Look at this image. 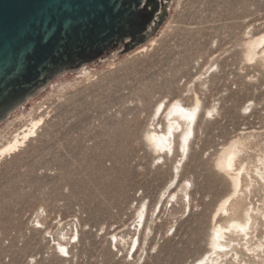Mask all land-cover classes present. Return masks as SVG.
<instances>
[{
	"label": "rangeland",
	"instance_id": "374dc122",
	"mask_svg": "<svg viewBox=\"0 0 264 264\" xmlns=\"http://www.w3.org/2000/svg\"><path fill=\"white\" fill-rule=\"evenodd\" d=\"M163 25L149 50L88 64L92 77L81 83L58 80L80 69L63 73L38 95L44 124L0 163V264H193L209 252L213 216L231 191L215 160L239 138L247 145L243 185L253 182L248 201L264 208L253 172L264 155V69L245 56L246 43L264 34V0H171ZM195 98V133L168 191L186 184L190 210L167 203V193L159 211L180 157L156 161L145 135L163 127L152 122L160 103L192 106ZM142 203L148 212L136 232ZM71 230L78 238L67 256L56 241ZM112 235L124 243L115 247ZM133 237L140 249L127 255Z\"/></svg>",
	"mask_w": 264,
	"mask_h": 264
},
{
	"label": "water",
	"instance_id": "95a60500",
	"mask_svg": "<svg viewBox=\"0 0 264 264\" xmlns=\"http://www.w3.org/2000/svg\"><path fill=\"white\" fill-rule=\"evenodd\" d=\"M171 0H0V124L51 81L155 36Z\"/></svg>",
	"mask_w": 264,
	"mask_h": 264
},
{
	"label": "bare ground",
	"instance_id": "6f19581e",
	"mask_svg": "<svg viewBox=\"0 0 264 264\" xmlns=\"http://www.w3.org/2000/svg\"><path fill=\"white\" fill-rule=\"evenodd\" d=\"M166 24L167 22L159 30L157 36L163 32ZM157 36L152 39L150 38L148 42L137 47L134 51L126 54V56H129L132 53L139 54L145 52L148 47L154 45ZM245 56L249 62L259 60L264 69V34L255 37L246 43ZM79 69L80 70L76 72L78 75L77 77H69L70 79L68 80L58 78V80L61 82H69L71 79L75 80L77 78H82L79 81V83H81L91 79L92 73L86 70L87 66H83ZM54 81H51L46 85V88L44 87L41 89L36 94L37 96L35 95L36 97L33 96L34 98H29L24 104L9 115L6 119L7 121L5 120L6 122L3 121L4 123L0 124V163L4 157L17 152L27 141L35 137L38 129L44 124L48 112L43 113V108L47 104L44 105V101L38 103L39 100L37 97L45 91L49 92V90L52 89L51 84ZM75 85L76 84L68 86V89H74ZM56 95L57 94H53L52 96ZM49 98L51 97L48 96L46 100ZM28 106L30 107L23 111V109ZM26 111L29 112L28 115ZM200 112L201 105L197 98H195L194 105L192 106H185L178 100L171 102L168 106L164 103H160L153 112L152 122L154 123L156 118H159V120H162L163 122V127L159 126V122H157L156 125L152 124L153 128L146 133L145 140L153 149V152L157 154L156 161L163 162L164 157H168L169 155H172L173 157L176 155V152L180 157L177 165L173 168V180H171V184L169 183L170 187H167L168 189L164 195L159 198V201H157L158 203L155 205V208H158L159 211L162 200L165 198L168 191L171 188H174V184L180 174L179 172L182 166V161L187 156L190 149V139L191 136H194L196 121ZM35 113H37L38 116L35 117ZM208 113L210 114L211 110L208 111ZM158 126L159 130L157 129ZM245 147H247V145H245V138L244 140L243 138H239L233 143H229L228 146H225L215 160V168L226 177L231 191L229 195L219 203L216 214L213 216V224L208 239L209 252L196 260L193 264H264V233L260 232L262 230L264 231V208L259 209L258 207H255L252 202L248 201L250 187L253 182H246L245 185H243L245 178L249 177L246 165L241 164L239 161ZM253 172L257 178L256 180H259L264 187V155H258ZM185 185H182L177 189L175 188L176 191L169 192L167 195V203L173 202L177 205L180 201L186 211L190 210L191 201L190 193ZM154 211L155 210H153V212ZM147 212V205L142 203L138 211V222L137 226H135L136 232L138 231V227H141V230L144 229ZM218 214L223 218L222 222L215 221V217ZM147 230L149 232L148 228ZM139 234L140 231L138 236ZM67 236V234H64L61 237H58L56 247L63 254L68 256L70 254L69 245L78 238V232L74 234L73 230H71L69 238H67ZM112 238L114 239L115 247H117V244L120 245L121 243H124V239L121 237L118 238L116 235H112ZM66 239L68 240L66 241ZM139 246V238H131L127 255L129 254L130 249L133 250L136 248L135 255L140 249Z\"/></svg>",
	"mask_w": 264,
	"mask_h": 264
}]
</instances>
